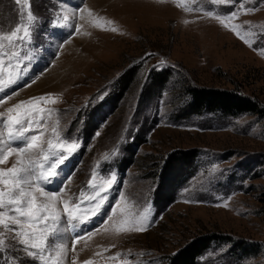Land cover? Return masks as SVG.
Wrapping results in <instances>:
<instances>
[{
	"label": "rangeland",
	"instance_id": "1",
	"mask_svg": "<svg viewBox=\"0 0 264 264\" xmlns=\"http://www.w3.org/2000/svg\"><path fill=\"white\" fill-rule=\"evenodd\" d=\"M85 5L91 15L75 11ZM17 26L30 37L2 39ZM0 44V113L45 96L33 101L42 109L40 127L26 135H40L45 149L48 140L76 144L60 150L64 162L48 185L62 188L65 218L43 264H168L200 238L212 245L198 264H264V118L179 111L189 86L233 91L264 110V0H0ZM154 70L172 76L160 96L142 103ZM194 151L192 175L175 184L171 203L156 206V170L171 154ZM65 200L80 207L78 220L69 223ZM145 216L154 221L145 231H117ZM0 240V264H42L2 226Z\"/></svg>",
	"mask_w": 264,
	"mask_h": 264
},
{
	"label": "snow or ice",
	"instance_id": "2",
	"mask_svg": "<svg viewBox=\"0 0 264 264\" xmlns=\"http://www.w3.org/2000/svg\"><path fill=\"white\" fill-rule=\"evenodd\" d=\"M17 5H28L29 0H15ZM213 4H235V0H212ZM241 9L243 6L241 5ZM232 11L226 19H231L238 14V11ZM247 12H254L256 9H243ZM77 12L88 11L86 5L76 9ZM209 16L211 12L207 13ZM219 18V17H218ZM29 21L33 19L31 13L28 16ZM67 20V17H64ZM221 23L225 18H220ZM53 26H57L55 23ZM225 27L227 25L225 24ZM236 26L233 25L232 30L235 31ZM79 30L78 27L76 29ZM113 32L115 28L111 29ZM21 26L12 31L2 39L7 40L9 44L16 41L24 42L25 38L30 37L28 27L23 28V36L20 35ZM239 36V33H237ZM246 42V41H245ZM0 47H3L0 44ZM151 56V53L146 54ZM4 89L0 88V92ZM10 98V97H9ZM45 96L35 97L29 101L16 104L14 107L7 109V115L0 113V122L6 129L7 140L0 141V165H6L9 157L15 155L16 162L11 167H0V226L7 232L13 233V239L17 240L19 245L27 251L29 257L45 261L46 249L53 236H59L62 232L61 222L65 218L58 211L61 203V189L49 190L48 185L55 182L59 176L58 164L64 162L60 150L64 152H72L76 148L74 142L54 143L52 140L47 141V149L41 143V136L38 134L26 135L34 128L40 127L41 121L37 119L42 109L33 101L43 102ZM55 103V101H51ZM30 107L25 108V105ZM39 150L42 159L38 156L33 158L34 151ZM101 203L95 205L94 214L98 213ZM91 203V202H89ZM81 211L80 207H70L67 200L63 201V213L71 223L78 220L77 213ZM111 219V216L108 217ZM154 221H149L145 216L142 222L125 220L117 229L118 232H143L147 227L151 226ZM30 230V231H29ZM82 238V237H80ZM4 241L0 240V245ZM63 247V245L61 246ZM55 264V262H53ZM83 264H92V261H84Z\"/></svg>",
	"mask_w": 264,
	"mask_h": 264
},
{
	"label": "trees",
	"instance_id": "3",
	"mask_svg": "<svg viewBox=\"0 0 264 264\" xmlns=\"http://www.w3.org/2000/svg\"><path fill=\"white\" fill-rule=\"evenodd\" d=\"M129 74L130 73L126 74V77ZM171 76V70H163L160 72L155 70L152 71V86L150 87V92L144 91L143 95H146H142V103H144L145 100L155 97V95L160 96ZM124 78L121 80L123 83H119V85L121 84L122 90L125 89L128 82V80H126V78L124 80ZM185 94L189 96L188 103L185 108L179 111L187 115V117L220 113L227 116L257 114L264 118V110L257 100L244 97L233 91L189 86ZM197 157L198 153H195V151L177 152L171 154L165 161L164 166L156 170L154 175L160 178L158 188L160 190L157 189L155 193L156 197L154 198V204L156 206H159L162 202H167V204H169L174 200V196L169 193L174 192L173 189L175 184L180 183L183 177L187 180L192 175V162ZM163 190L165 193L164 195L161 193ZM211 245L212 240L209 238H200L171 256L168 264H198L199 258L211 247Z\"/></svg>",
	"mask_w": 264,
	"mask_h": 264
},
{
	"label": "bare ground",
	"instance_id": "4",
	"mask_svg": "<svg viewBox=\"0 0 264 264\" xmlns=\"http://www.w3.org/2000/svg\"><path fill=\"white\" fill-rule=\"evenodd\" d=\"M76 38H78V37H76ZM75 38V40L70 44H68V45H66L65 46V49H64V51H65V53H67V51L69 52L70 50H72L73 48H72V46H74V45H76V43L78 42V40H79V38L78 39H76ZM64 53V54H65ZM60 65V64H59ZM52 72V71H51ZM57 75H58V72H56V74L54 75L56 78H59V75H58V77H57ZM43 78L44 77H42L39 81H38V84L42 87V80H43ZM60 79H58V81H59ZM50 82H51V79H50ZM52 83V82H51ZM36 87V86H35ZM33 89H35V88H33Z\"/></svg>",
	"mask_w": 264,
	"mask_h": 264
}]
</instances>
